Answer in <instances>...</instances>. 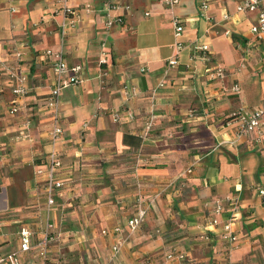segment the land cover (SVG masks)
<instances>
[{"label":"crops","instance_id":"crops-1","mask_svg":"<svg viewBox=\"0 0 264 264\" xmlns=\"http://www.w3.org/2000/svg\"><path fill=\"white\" fill-rule=\"evenodd\" d=\"M239 2L179 0L167 9L156 0H0V255L17 249L21 229L36 241L48 220L45 264H264L255 190L264 186V136L234 139L225 124L238 108H264V47L248 31L255 12L237 11ZM63 4L76 13L73 26ZM107 9L121 24L104 26ZM171 16L181 21L183 47L168 68ZM201 45L207 60L195 50ZM43 50L81 66V81L61 89L55 111L45 107L54 75L39 60ZM6 69L25 77L12 114L15 80ZM54 117L60 134L52 140ZM50 154L62 186L47 209ZM137 196L149 205L129 231ZM216 205L218 222L209 225ZM21 259L41 263L34 249Z\"/></svg>","mask_w":264,"mask_h":264},{"label":"built area","instance_id":"built-area-1","mask_svg":"<svg viewBox=\"0 0 264 264\" xmlns=\"http://www.w3.org/2000/svg\"><path fill=\"white\" fill-rule=\"evenodd\" d=\"M63 1V0H61ZM160 5L167 9H171L173 6L178 4L179 0H156ZM109 9L119 8V5L110 2L108 4ZM127 8V6H125ZM207 8V4L205 1H201L198 5V14L200 16H204V12ZM61 13L63 17H67L68 25L73 26L75 22L76 13L74 9L68 7L66 5L61 6ZM89 7L86 5L85 11H88ZM237 11H248L255 12L254 21L249 26L248 31L253 35L256 41L260 42L264 47V0H240V2L236 6ZM144 15L147 16L148 13L144 12ZM207 19V18H206ZM103 23L106 28L111 27L113 25L121 24V17L115 16L111 17L108 13V9L103 14ZM173 43H172V54L166 61V66L168 68L174 67L177 64V55L179 51L182 49L183 45L180 41V37L182 34V26L179 18L175 16H171L170 19ZM100 47H103V43L100 44ZM195 50L200 52V57L203 60H207V47L205 45H201L195 47ZM103 55V53H101ZM39 60L41 61H50V68L54 75V81L49 88L48 97L45 101V107L48 109H52L55 111L58 105L59 93L61 89L68 85L77 84L81 81V66L78 64L67 65L63 60V57L59 51L51 52L49 50H43L38 55ZM260 61L264 66V52L260 56ZM99 64L105 63L104 58H100L98 60ZM8 77L15 80V85L12 87L11 91L14 95V98L10 101L9 113H16V98L23 96L25 93V89L22 84L25 79L23 75L16 74L8 69ZM211 75V74H210ZM213 75L218 77H222L224 75V71L221 67L213 68ZM161 83H158L157 86H160ZM238 87L236 84L231 86L232 91H237ZM130 117V114H127ZM113 120L118 119V115L116 113L113 114ZM226 125L233 126V137L234 139H238L240 137H245L250 139L253 142H259L261 138L264 136V108H238L235 111L231 112L225 118ZM85 123H83V126ZM151 126V118L148 119L144 124L143 135L147 133ZM60 134V128L56 124V118H53L52 127L50 129L49 135L52 140H55ZM59 166V161L53 154H50L47 157L46 166H45V178H44V197H45V206L46 208H50L53 204V196L52 192L54 189L60 188L62 186V181L56 177V168ZM37 173L42 172L41 169L36 171ZM256 196L259 201V205L264 209V186H258L255 188ZM149 205V201H144L139 196L135 199V210L130 218L126 220V225L129 228V231H133L137 228L146 213L147 207ZM221 211V206L216 205L213 210V217L210 219L209 225L217 224V215ZM53 229V224L45 220L43 228L41 230L40 237L31 243L30 240V232L26 229H21L18 232L19 235V244L15 251L5 253L0 255V263L2 264H41L42 260H44L46 249L48 242L51 240L52 235L51 231ZM121 231L120 225H114L111 227L110 232L113 234H117ZM223 237L229 240H234V236L231 235L229 231V223L226 222L222 225ZM105 233V230L101 231ZM120 243L116 242L110 247L112 253L117 252ZM34 249L36 255L40 259L41 263L36 261H24L21 259L22 254L27 251ZM170 257V255H167ZM180 257V256H178Z\"/></svg>","mask_w":264,"mask_h":264},{"label":"rangeland","instance_id":"rangeland-1","mask_svg":"<svg viewBox=\"0 0 264 264\" xmlns=\"http://www.w3.org/2000/svg\"><path fill=\"white\" fill-rule=\"evenodd\" d=\"M46 257H47V252L45 253L44 260H42V264H45ZM0 264H2V263H0Z\"/></svg>","mask_w":264,"mask_h":264}]
</instances>
